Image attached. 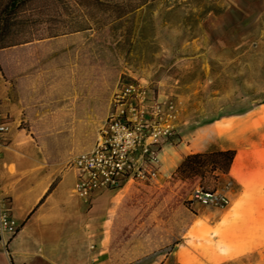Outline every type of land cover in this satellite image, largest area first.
Here are the masks:
<instances>
[{
	"label": "rangeland",
	"instance_id": "rangeland-1",
	"mask_svg": "<svg viewBox=\"0 0 264 264\" xmlns=\"http://www.w3.org/2000/svg\"><path fill=\"white\" fill-rule=\"evenodd\" d=\"M127 4L128 0H0V90L12 74H25L28 56H51L64 69L75 51L69 46L82 48L76 72L80 100L66 122H75L77 132L66 131L51 145L42 137L52 134L28 132V121L14 123L8 111L11 130L24 129L18 141L31 142L35 158L44 163L54 151L63 156L74 147L78 152L89 150L116 88L143 79L178 106L175 134L164 150L163 177L84 203L88 235L109 238L115 257L125 251L151 264L179 249L196 258L187 257L184 264L210 256L214 264H264V246L222 262L242 246L228 244L226 230L212 229L214 212L223 208L193 199L198 186L217 190L228 185L224 187L217 157L202 149L198 131L222 115L264 103V0H152L136 10ZM118 5L126 11L118 14ZM39 44L44 45L40 53L23 47ZM60 46L66 49L53 54ZM47 76L64 78L57 71ZM66 88L67 95L72 94L74 84ZM73 137L76 144L71 141L67 147ZM76 154L69 153V160ZM100 221L103 227L97 226Z\"/></svg>",
	"mask_w": 264,
	"mask_h": 264
},
{
	"label": "crops",
	"instance_id": "crops-1",
	"mask_svg": "<svg viewBox=\"0 0 264 264\" xmlns=\"http://www.w3.org/2000/svg\"><path fill=\"white\" fill-rule=\"evenodd\" d=\"M23 47L27 52L40 53L44 45ZM58 48L52 53L60 54L66 49ZM72 48L75 51L67 63L64 62V69L59 64L58 68L51 56H33L32 59L28 56L25 74H12L0 90L4 107L14 116V123L27 120L28 132L52 134L42 137L51 145L58 144L62 133L77 132L75 122L66 123L80 100L76 72L82 48L71 45L68 49ZM19 49L22 48H18V52ZM66 69L70 71L69 78L65 76ZM53 71L62 72L64 78H48ZM68 83L74 84V89L67 95ZM217 126L223 128L216 130ZM21 130L10 131L12 141L8 138L0 157V190L10 198L13 216L20 226L16 234L0 238V264H114L118 259L127 261L122 264H151L140 258V254L132 257L125 251L115 257L109 238H92L86 231L84 203L94 202L106 194H119L130 184L119 191H98L85 202L74 191L77 177L68 165L69 153L80 151L74 147L63 156L62 152L54 151L45 157L44 163L42 158H35L31 142L18 141L17 134ZM198 132L202 149L217 157L218 167L225 177L224 187L230 184V205L214 212L211 227L226 230L228 244L242 246L239 253L221 258L222 262L234 260L264 246V103L240 114L222 115ZM75 140L76 137L69 139L67 147H71V141L76 144ZM165 156L166 152L159 180L163 177ZM97 226L103 227V221ZM114 228L115 225L111 226V231ZM137 250L143 252L140 245ZM186 255L185 250L179 249L163 255L157 264H184L187 257L188 260L195 258ZM193 264H214V261L212 263L210 256Z\"/></svg>",
	"mask_w": 264,
	"mask_h": 264
},
{
	"label": "built area",
	"instance_id": "built-area-1",
	"mask_svg": "<svg viewBox=\"0 0 264 264\" xmlns=\"http://www.w3.org/2000/svg\"><path fill=\"white\" fill-rule=\"evenodd\" d=\"M178 114L174 99L152 89L143 79L121 83L111 96L92 148L68 162L77 177L76 195L88 202L98 191H119L127 184L158 182L164 150L175 134ZM12 123L0 97V157ZM229 187L230 184L211 190L198 186L193 199L204 206L226 208L231 202ZM19 227L10 198L0 190V238L16 234Z\"/></svg>",
	"mask_w": 264,
	"mask_h": 264
},
{
	"label": "trees",
	"instance_id": "trees-1",
	"mask_svg": "<svg viewBox=\"0 0 264 264\" xmlns=\"http://www.w3.org/2000/svg\"><path fill=\"white\" fill-rule=\"evenodd\" d=\"M90 0H81L82 3L88 2ZM101 0H96V2H100ZM152 0H128V4L127 5H131V7L133 6V10L138 9L140 6H143L149 2H151ZM135 3V4H134ZM125 9V10H124ZM118 14H122L126 11V8L122 7L121 5H118L116 7L115 10Z\"/></svg>",
	"mask_w": 264,
	"mask_h": 264
},
{
	"label": "bare ground",
	"instance_id": "bare-ground-1",
	"mask_svg": "<svg viewBox=\"0 0 264 264\" xmlns=\"http://www.w3.org/2000/svg\"><path fill=\"white\" fill-rule=\"evenodd\" d=\"M222 127V126H221ZM221 127L220 126H217L216 127V130H220L221 129ZM223 128V127H222Z\"/></svg>",
	"mask_w": 264,
	"mask_h": 264
}]
</instances>
